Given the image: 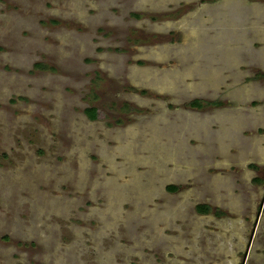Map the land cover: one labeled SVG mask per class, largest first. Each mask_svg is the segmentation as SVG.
Masks as SVG:
<instances>
[{"label":"rangeland","instance_id":"obj_1","mask_svg":"<svg viewBox=\"0 0 264 264\" xmlns=\"http://www.w3.org/2000/svg\"><path fill=\"white\" fill-rule=\"evenodd\" d=\"M0 264H264V0H0Z\"/></svg>","mask_w":264,"mask_h":264},{"label":"trees","instance_id":"obj_2","mask_svg":"<svg viewBox=\"0 0 264 264\" xmlns=\"http://www.w3.org/2000/svg\"><path fill=\"white\" fill-rule=\"evenodd\" d=\"M190 104L198 105L199 101L197 99H193L192 101H190ZM86 111H87V114H88L89 117L95 116V112H94L93 108H88ZM169 188L173 189V188H175V186L169 185ZM195 206H196L195 207L196 210L198 212H201V213L208 212L209 209H210V207L207 204H204V203H197Z\"/></svg>","mask_w":264,"mask_h":264},{"label":"flooded vegetation","instance_id":"obj_3","mask_svg":"<svg viewBox=\"0 0 264 264\" xmlns=\"http://www.w3.org/2000/svg\"><path fill=\"white\" fill-rule=\"evenodd\" d=\"M91 88L90 89H88V93H94L93 92V90H94V88H93V86H90ZM91 94H86V96L84 97L85 99H88L89 98V95H91ZM193 99H191L190 101H192ZM198 101H199V99H197ZM190 101L188 102V104H189V107H191V108H200L201 107V102L199 101V104L198 105H195V104H190ZM88 108H93L94 109V112H95V116H96V106L95 105H93V104H89V105H87V106H85V107H83V109H82V111H83V113H84V115L88 118V119H94L95 118V116H93V117H89L88 116V114H87V109ZM206 213V212H205Z\"/></svg>","mask_w":264,"mask_h":264},{"label":"crops","instance_id":"obj_4","mask_svg":"<svg viewBox=\"0 0 264 264\" xmlns=\"http://www.w3.org/2000/svg\"><path fill=\"white\" fill-rule=\"evenodd\" d=\"M263 151V148H260Z\"/></svg>","mask_w":264,"mask_h":264}]
</instances>
